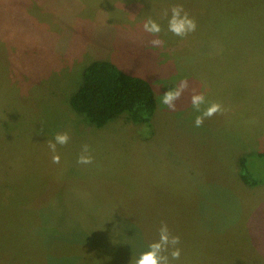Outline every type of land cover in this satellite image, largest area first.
Instances as JSON below:
<instances>
[{
    "label": "rangeland",
    "instance_id": "374dc122",
    "mask_svg": "<svg viewBox=\"0 0 264 264\" xmlns=\"http://www.w3.org/2000/svg\"><path fill=\"white\" fill-rule=\"evenodd\" d=\"M176 5L197 23L183 38L168 31ZM95 61L152 85V127L75 112ZM184 80L172 111L162 96ZM193 94L222 106L202 127ZM58 133L71 139L55 164ZM84 145L90 165L77 163ZM257 152L264 0H0V264H132L162 224L180 237L172 264H264V183L237 169Z\"/></svg>",
    "mask_w": 264,
    "mask_h": 264
},
{
    "label": "trees",
    "instance_id": "16d2710c",
    "mask_svg": "<svg viewBox=\"0 0 264 264\" xmlns=\"http://www.w3.org/2000/svg\"><path fill=\"white\" fill-rule=\"evenodd\" d=\"M71 106L98 128L121 117L135 125L152 127L157 100L147 80L124 72L113 62L95 61L85 68ZM254 155H242L237 160L239 178L250 188L264 183V152Z\"/></svg>",
    "mask_w": 264,
    "mask_h": 264
},
{
    "label": "clouds",
    "instance_id": "9594fccd",
    "mask_svg": "<svg viewBox=\"0 0 264 264\" xmlns=\"http://www.w3.org/2000/svg\"><path fill=\"white\" fill-rule=\"evenodd\" d=\"M145 32L152 35H158L161 32L160 25L153 19L149 18L143 25ZM197 23L190 18L182 5L173 6L171 9V18L168 21V31L179 37H185L191 32H195ZM153 46H159L163 41L154 39L151 41ZM188 81H181L180 84L166 91L161 99L163 105L168 109L176 110V101L180 99L183 93L188 89ZM193 108L200 112L195 117L194 124L196 127H202L205 119L212 118L222 111L219 103H208L203 94H193L191 97ZM202 105H207L201 110ZM70 136L67 133H58L54 141H48V147L53 153L52 161L55 164L60 163V156L57 153V145L65 146L70 142ZM81 165H90L93 163V157L90 155L88 145H84L82 152L77 161ZM180 237L172 235L167 224H162L159 228V238L148 245V250L142 252L138 257L132 260V264H172V261H178L181 257Z\"/></svg>",
    "mask_w": 264,
    "mask_h": 264
}]
</instances>
